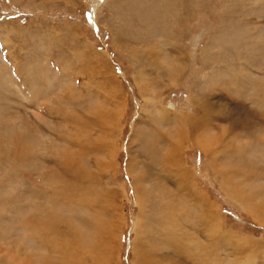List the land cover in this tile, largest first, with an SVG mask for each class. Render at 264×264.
<instances>
[{"label":"rangeland","instance_id":"rangeland-1","mask_svg":"<svg viewBox=\"0 0 264 264\" xmlns=\"http://www.w3.org/2000/svg\"><path fill=\"white\" fill-rule=\"evenodd\" d=\"M166 201L202 250L169 264H264V0H0V264H34L48 211L104 256L69 237L62 260L139 264Z\"/></svg>","mask_w":264,"mask_h":264},{"label":"bare ground","instance_id":"bare-ground-1","mask_svg":"<svg viewBox=\"0 0 264 264\" xmlns=\"http://www.w3.org/2000/svg\"><path fill=\"white\" fill-rule=\"evenodd\" d=\"M159 113V111H157ZM202 112V111H201ZM215 115L213 113H211L210 111H206L204 116H203V119L204 120H197V118L192 121H190V127L191 126H199V121H202V122H205L208 117H212V118H215L214 117ZM217 117H219L218 115H216ZM161 118V117H160ZM166 118V117H165ZM159 120H162L159 119ZM163 123H165V119L162 121ZM167 122V121H166ZM191 129V128H190ZM195 129V128H194ZM160 137V136H159ZM161 138V137H160ZM162 139V138H161ZM158 140V139H157ZM164 140V139H163ZM161 141V140H159ZM164 143H166V146L169 145V142L167 140H164ZM150 146V145H149ZM155 152V157H159V160L160 161H163V163L166 164L165 161H168V163H171V158H167V157H161V155H159V152L155 149H153ZM153 150H150V151H153ZM153 153V152H152ZM153 153V154H154ZM158 154V155H157ZM146 158V157H145ZM155 158V159H156ZM148 160V159H147ZM162 163V162H161ZM164 164V165H165ZM161 165V164H160ZM171 165V164H169ZM154 166V165H153ZM166 166V165H165ZM143 167H144V174L142 176L143 180L146 182V181H149V178L152 177V175L154 176V174H159L158 173V170L155 169V172L153 173V168H152V165L150 163H147V161L143 162ZM172 167V166H171ZM161 168H159L160 170ZM161 175V174H160ZM159 179V177H157ZM141 179V178H139ZM141 179V181H143ZM152 180V179H151ZM159 181V180H157ZM161 183V182H160ZM168 183V182H167ZM159 185V184H158ZM162 191L164 192L165 191V187L164 185L162 184ZM90 188V187H89ZM94 190V189H93ZM160 193V192H159ZM75 197V196H74ZM83 198L79 199L78 203L81 204V205H84V207L88 208L91 204L93 205L94 203L97 202L98 198H97V195H96V192L94 191H90V190H87L84 195L82 196ZM159 197H160V194H159ZM157 199V198H156ZM155 199V200H156ZM202 200H204L205 198H201ZM148 200V199H147ZM202 200H199V202H201ZM56 201V200H55ZM206 201V200H204ZM198 202V203H199ZM89 203V205H88ZM196 203V204H198ZM202 204V203H201ZM42 205V204H41ZM145 205L144 204L142 206V209L145 208ZM178 205V204H177ZM200 205V204H199ZM42 207V206H41ZM161 208L162 210L160 209L159 211V214H160V218L157 219V222L155 223H158L160 224V227H154L153 229H156V233L157 234H152V235H145L144 237H140V241L139 243H136L135 245V259H138L139 261V264H141L140 261H143L144 258L147 256L148 258V263L147 262H143L144 264H169L171 262L170 259H169V256H170V253L171 251L174 252V254H180L182 257L186 256L185 254L186 253H189L190 256H195L196 258H199L201 256V254L199 252H202V250L200 248L197 247V244L200 243L198 242L197 240H194L192 237L190 238V242L187 241L188 243H185L183 240L187 239L188 236H185L183 237L182 234L184 233V230L182 228H179V226H183L184 224L187 225L186 223L184 222H181L182 225H178V222L179 221L178 219H181L179 217V215L176 213L175 209L177 210V207L175 208V205L174 204H171L170 202H164L162 205H161ZM148 209V208H147ZM152 209V208H151ZM174 209V213H171L170 212ZM145 209H143L142 211H144ZM180 210V209H179ZM147 211V210H146ZM144 213V212H143ZM42 215L37 218V217H34L33 215L31 216V218L29 217V219L25 220V224H24V236L25 238L28 239V242L30 239L34 240L35 239V236L41 234L42 235V242L39 244L40 247H37V251H35V249L33 248H29L27 246V242L25 243L24 241H22V243L24 244L25 248V254H24V260H26L27 263H30V262H34V260H40L42 262H49V264H54V263H57L58 261H62V263H59V264H81V262H76L75 260H78L79 258L77 257H73V256H69L67 259H64L62 260L61 259V254H62V247H61V244H62V241L63 240H66V238H71L73 239V242L76 246H85L86 244L88 245L87 248H83L81 250V252H85V254L87 255V258L89 257H92L94 255H98L100 256L101 260L102 256L101 255V250H98L97 252L94 250H92V243L90 242V237L89 235L87 234H83L82 235V230L81 231H70L69 229V233L68 234H65L63 236H60L61 234L58 233L56 231V226H55V216L53 215L54 213H52L51 211H48L46 213H41ZM179 218H176L177 216ZM39 216V215H38ZM143 216H145V214H143ZM164 216V217H163ZM142 218V217H141ZM145 219V218H144ZM58 221V220H57ZM156 221V220H155ZM181 221V220H180ZM85 222V221H84ZM59 222H57L58 224ZM88 223V222H87ZM82 224V223H81ZM72 225V224H70ZM87 225V224H85ZM191 225V224H190ZM73 226V225H72ZM71 226V228H73ZM175 226L178 228V230L180 231L179 234L176 233L175 231ZM88 227H90L92 230V232L94 233V235L96 236L97 239H100L101 241V237L103 236V233L105 231V226L103 228L99 227L97 224H93L92 222L88 223ZM189 228H193L194 231L196 233H199L201 235V233L203 232V227L200 225V224H193L192 226H188ZM80 228V227H79ZM176 228V229H177ZM50 230V234L48 236H45L44 234V231L46 230L47 231ZM59 229V228H58ZM163 229H164V233H163ZM75 230V229H74ZM87 230V228H86ZM88 231V230H87ZM145 231V230H144ZM152 231V230H151ZM63 232V231H62ZM66 232V230L64 231ZM174 232V234H173ZM203 235V234H202ZM148 237H151V238H148ZM203 237V236H202ZM149 239H152L153 243H149V247L147 246V250L146 251V248H145V244L144 241L146 242L147 240ZM242 239V238H241ZM143 240V243L141 244L140 242H142ZM214 240V239H213ZM31 241V240H30ZM138 241V239H137ZM212 241V240H211ZM217 241L218 239H215L213 242H211V247L214 249L215 246L217 244ZM35 243V242H34ZM86 243V244H85ZM147 243V242H146ZM219 244V243H218ZM22 245V244H21ZM220 245V244H219ZM144 246V247H143ZM199 246V245H198ZM202 246V245H201ZM218 247V245H216ZM196 247V251L193 252L192 250H194V248ZM206 247V246H205ZM41 249L43 251L47 250L49 253H54L55 255H51L52 258H51V261L47 259V257H44L42 255V253L40 252ZM163 249H166V250H163ZM189 249H192V250H189ZM219 249V248H218ZM160 250H163V251H160ZM168 250H171L170 252H168ZM205 250V249H203ZM199 251L198 253L199 254H196V252ZM216 251V250H215ZM195 253V254H194ZM57 254V256H56ZM89 254V255H88ZM146 255V256H145ZM172 257L174 258L173 254L171 253ZM208 255V254H207ZM214 255V253H213ZM209 256V255H208ZM169 259L168 262H166L165 260H167V258ZM178 261H182L183 259L176 256ZM211 257V256H210ZM196 258H193V259H196ZM185 259V258H184ZM38 260V261H39ZM175 260V258H174ZM199 260V259H198ZM146 261V260H144ZM206 261V260H205ZM25 262V261H24ZM23 262V264H25ZM202 262V261H201ZM243 262H245L243 260ZM38 263V262H37ZM41 263V262H39ZM32 264V263H30ZM180 264V263H179ZM199 264H200V261H199Z\"/></svg>","mask_w":264,"mask_h":264}]
</instances>
